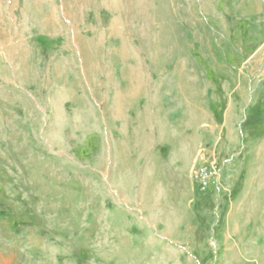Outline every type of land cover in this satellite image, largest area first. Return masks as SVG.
Returning <instances> with one entry per match:
<instances>
[{
    "label": "rangeland",
    "instance_id": "374dc122",
    "mask_svg": "<svg viewBox=\"0 0 264 264\" xmlns=\"http://www.w3.org/2000/svg\"><path fill=\"white\" fill-rule=\"evenodd\" d=\"M263 232L264 0H0V264H264Z\"/></svg>",
    "mask_w": 264,
    "mask_h": 264
},
{
    "label": "built area",
    "instance_id": "2783aa9c",
    "mask_svg": "<svg viewBox=\"0 0 264 264\" xmlns=\"http://www.w3.org/2000/svg\"><path fill=\"white\" fill-rule=\"evenodd\" d=\"M221 165L217 154L213 153L210 157L193 170V178L200 192H206L220 181Z\"/></svg>",
    "mask_w": 264,
    "mask_h": 264
},
{
    "label": "crops",
    "instance_id": "0c3cea01",
    "mask_svg": "<svg viewBox=\"0 0 264 264\" xmlns=\"http://www.w3.org/2000/svg\"><path fill=\"white\" fill-rule=\"evenodd\" d=\"M136 163H137V161H136ZM193 170H194V167H189L188 169H186V173H187V175L189 176V178L191 179V181H193L194 180V178H193ZM173 171H177V167H174V169H173ZM230 171H231V169H230V167H229V169H227L226 170V172H225V175L226 176H228V174L230 173ZM221 176H222V172H221V175H220V180H221ZM216 186H218V184L216 185ZM211 188H213V187H211ZM210 188V189H211ZM193 187H192V191H193ZM199 190V189H198ZM202 193V192H201ZM190 195H191V193H190ZM191 199H189V203H188V205H189V207L191 206ZM188 208V207H187ZM119 211H121V209H119ZM147 224H145V227H150V226H146ZM194 225L192 224V225H185V226H180V231H181V229H182V227L183 228H188V227H193ZM248 227L250 226V225H247ZM264 233V232H263ZM180 234H181V232H180ZM256 235L259 237V238H262L263 239V237H261V236H263L262 234H259V233H254V235L253 234H251V235H249L248 236V238H247V242H250V239H253L254 237H256ZM174 236H177V234H174ZM182 236V235H181ZM180 237V236H179ZM228 237V235H224V238H227Z\"/></svg>",
    "mask_w": 264,
    "mask_h": 264
}]
</instances>
